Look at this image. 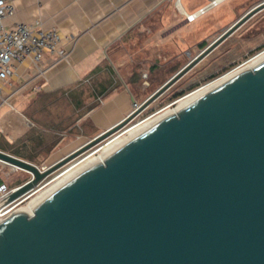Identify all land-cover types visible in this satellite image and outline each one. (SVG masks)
<instances>
[{"label":"water","instance_id":"1","mask_svg":"<svg viewBox=\"0 0 264 264\" xmlns=\"http://www.w3.org/2000/svg\"><path fill=\"white\" fill-rule=\"evenodd\" d=\"M127 116L40 170L0 207L127 125L251 16ZM135 101V100H134ZM0 221V264H264V59L155 120Z\"/></svg>","mask_w":264,"mask_h":264},{"label":"crops","instance_id":"2","mask_svg":"<svg viewBox=\"0 0 264 264\" xmlns=\"http://www.w3.org/2000/svg\"><path fill=\"white\" fill-rule=\"evenodd\" d=\"M210 1L14 0L16 11L7 24L40 20L44 27L58 28L72 38L65 43L67 56L54 64L47 54V70L38 76L30 59L20 63L14 75L18 90L11 99L41 92L51 103L68 98L78 110L84 102H95L78 119L84 124V134L78 137H93L127 116L134 100L152 93L147 87L136 88L144 77L141 71L165 67L168 79L262 0H218L193 21L185 18V13ZM165 81L153 77L144 82L156 89ZM74 143L71 146L79 145Z\"/></svg>","mask_w":264,"mask_h":264},{"label":"rangeland","instance_id":"3","mask_svg":"<svg viewBox=\"0 0 264 264\" xmlns=\"http://www.w3.org/2000/svg\"><path fill=\"white\" fill-rule=\"evenodd\" d=\"M262 50H264V9L251 16L222 40L170 88L137 113L127 125L168 106L194 88L218 78L223 73L229 72V70L231 71L238 64ZM145 71L148 77L144 81L152 80L153 77L160 81L161 79L167 80L170 74L165 67L155 69L154 65ZM141 73L144 72L141 71ZM143 78L140 76L136 81L138 83L137 89L147 87L148 93L157 89H155V85L145 84ZM41 94V92L36 96H30L28 93L21 94L17 100L11 99L10 102L0 106V149L14 155L24 156L23 158L40 166H49L102 131L88 139L78 137L84 134V131H82L84 124L80 123L79 125L78 119L82 112L95 102H84V107L78 110L74 101H70L68 98L58 99L57 97V100L51 103L45 101ZM142 101L137 102L140 104ZM134 107L133 101L131 108ZM103 141L92 146L80 156L92 151ZM56 142L58 143L56 144ZM73 143L79 145L71 146ZM73 160L58 168L42 184L60 173ZM28 178L29 172L22 169L16 170L14 167L0 161V182H5L12 187L23 183ZM30 195H26L19 206L27 204Z\"/></svg>","mask_w":264,"mask_h":264},{"label":"built area","instance_id":"4","mask_svg":"<svg viewBox=\"0 0 264 264\" xmlns=\"http://www.w3.org/2000/svg\"><path fill=\"white\" fill-rule=\"evenodd\" d=\"M217 2L218 0H211L207 5L200 7L196 11L185 13V18L188 21H193L198 15L204 13L210 6ZM15 11L16 7L14 0H0V105L10 102L11 98L18 90L14 87V82L16 80L14 75L17 74V68L20 63L25 59H30L37 70L36 75L38 76L47 70V67L44 65L47 54L53 57L54 64L67 56L65 43L72 38L71 35L63 33L58 28L44 27L40 20L33 22L15 21L11 24H7V20L15 14ZM245 61L238 64L236 67L243 65ZM143 76L147 77L148 74L144 72ZM145 82L148 83V81ZM6 89H9V92H7ZM139 105L137 101H134L135 107L132 110L136 109ZM37 166L40 170L48 167L38 164ZM15 169H22L25 172H29V178L27 180L33 177V173L26 171V169L20 167H15ZM55 171L44 177L34 188L0 207V220L4 216L15 212L26 195H30V193L33 191L35 192L38 187L47 183L49 180L42 184L43 181ZM19 185L10 187L7 183L0 182V200L15 191Z\"/></svg>","mask_w":264,"mask_h":264},{"label":"bare ground","instance_id":"5","mask_svg":"<svg viewBox=\"0 0 264 264\" xmlns=\"http://www.w3.org/2000/svg\"><path fill=\"white\" fill-rule=\"evenodd\" d=\"M264 59V50L260 51L259 53L255 54L254 56L250 57L245 61V63L241 66L236 67L233 70H229V72H226L223 75H220L218 78L213 79L209 82H207L204 85H201L197 88H194L190 92L186 93L185 95L179 97L174 102L169 104L168 106L162 108L158 112H155L151 115L146 116L145 118L139 119L136 122H133L126 127L122 128L121 130L117 131L110 137H108L106 140H104L101 144L97 145L95 149H93L90 152L85 153L84 155L75 158L71 163L66 165L60 173L56 174L53 178H51L47 183H45L43 186L38 187L35 192H33L29 196V201L25 205L19 206L15 211L18 209L29 206L31 210L33 211V203L39 199L41 196L52 190L57 184H59L64 179L68 178L78 170H80L82 167L87 165L89 162L93 161L96 158H102V160L105 158L104 156L113 148L118 146L119 144L123 143L130 137L134 136L136 133H138L140 130L154 122L155 120L159 119L163 115L169 113L170 111L174 110L175 112L188 103L189 101L193 100L197 96L201 95L205 91L209 90L213 86L217 85L218 83L222 82L223 80L227 79L228 77L232 76L233 74L237 73L238 71L242 70L243 68L249 66L252 67L254 64H256L258 61H261ZM172 105H175L174 107H171ZM1 162H4L12 167H20L19 165H16L10 161H7L5 159L0 158ZM26 169V168H23ZM26 171H29L26 169ZM9 216V215H7ZM7 216H4L2 219L6 218ZM0 220V221H1Z\"/></svg>","mask_w":264,"mask_h":264},{"label":"trees","instance_id":"6","mask_svg":"<svg viewBox=\"0 0 264 264\" xmlns=\"http://www.w3.org/2000/svg\"><path fill=\"white\" fill-rule=\"evenodd\" d=\"M205 45H206V43H202V46H203V47H204ZM177 94H179V93H177ZM177 94H175V95H177ZM20 182H21V181H20ZM20 182H19V183H20Z\"/></svg>","mask_w":264,"mask_h":264},{"label":"flooded vegetation","instance_id":"7","mask_svg":"<svg viewBox=\"0 0 264 264\" xmlns=\"http://www.w3.org/2000/svg\"><path fill=\"white\" fill-rule=\"evenodd\" d=\"M264 9V8H263ZM263 9H261L260 11H262ZM260 11H258L257 13H259ZM257 13H255L254 15H256Z\"/></svg>","mask_w":264,"mask_h":264}]
</instances>
